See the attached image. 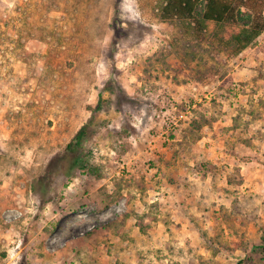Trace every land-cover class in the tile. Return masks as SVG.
<instances>
[{"label":"rangeland","instance_id":"rangeland-1","mask_svg":"<svg viewBox=\"0 0 264 264\" xmlns=\"http://www.w3.org/2000/svg\"><path fill=\"white\" fill-rule=\"evenodd\" d=\"M153 6L0 0V264H264V32L186 65Z\"/></svg>","mask_w":264,"mask_h":264},{"label":"trees","instance_id":"trees-1","mask_svg":"<svg viewBox=\"0 0 264 264\" xmlns=\"http://www.w3.org/2000/svg\"><path fill=\"white\" fill-rule=\"evenodd\" d=\"M263 8L264 0H154L152 7L160 21L173 27L169 47L186 65L202 51L239 55L264 32ZM81 132L73 141L78 143Z\"/></svg>","mask_w":264,"mask_h":264},{"label":"crops","instance_id":"crops-1","mask_svg":"<svg viewBox=\"0 0 264 264\" xmlns=\"http://www.w3.org/2000/svg\"><path fill=\"white\" fill-rule=\"evenodd\" d=\"M183 219V221H182V223H181V228H180V232H182V233H186V234H191V233H194V231H195V228L193 227V222H191V219H192V217H190V216H188V218H182ZM187 220H188V222H187ZM224 227V233L226 234V235H229V233L231 232L230 231V228L229 227H226L225 225H223ZM218 227V226H217ZM214 228V227H213ZM103 229V228H102ZM137 229H139V228H137V227H135L134 229H132L131 230V232L133 231L134 233L135 232H138V230ZM217 229V228H216ZM125 231H127V230H125ZM199 232V228H198V230H197V228H196V231L195 232ZM230 231V232H229ZM127 233H129V232H127ZM140 233V232H139ZM92 239V238H91ZM90 241H92L93 243H94V241H95V245L96 244H98V242H97V240H95V239H92V240H90ZM92 245V244H91ZM91 245H89V242H88V246H90V248L92 247ZM129 251H130V253H124L123 254V252L121 251L120 252V256L118 255L117 257H122V256H124L125 254H129V255H131V253H134V254H132L134 257L133 258H131V257H129V258H122L123 259V261L125 260L126 262H127V264H140L139 262H138V258L137 257H135V253H136V250H135V252H133V250H130V249H128ZM238 249H235V252L237 251ZM90 251H92V250H90ZM119 251V250H118ZM222 252H220V253H217L216 255H214V259H216V260H214V261H218L217 259L219 258V257H221V256H228L227 254H225L224 255V253H222ZM88 255H91V253H89ZM183 258H180V260H178V261H181ZM220 259V258H219ZM183 261V260H182Z\"/></svg>","mask_w":264,"mask_h":264}]
</instances>
